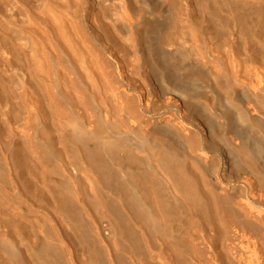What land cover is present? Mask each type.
<instances>
[{"label": "bare ground", "instance_id": "6f19581e", "mask_svg": "<svg viewBox=\"0 0 264 264\" xmlns=\"http://www.w3.org/2000/svg\"><path fill=\"white\" fill-rule=\"evenodd\" d=\"M0 264H264V0H0Z\"/></svg>", "mask_w": 264, "mask_h": 264}]
</instances>
